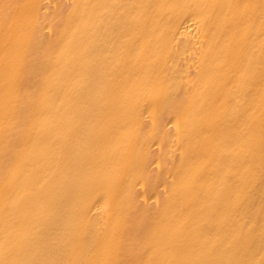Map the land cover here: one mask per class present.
Here are the masks:
<instances>
[{
	"label": "bare ground",
	"instance_id": "obj_1",
	"mask_svg": "<svg viewBox=\"0 0 264 264\" xmlns=\"http://www.w3.org/2000/svg\"><path fill=\"white\" fill-rule=\"evenodd\" d=\"M0 264H264V0H0Z\"/></svg>",
	"mask_w": 264,
	"mask_h": 264
}]
</instances>
